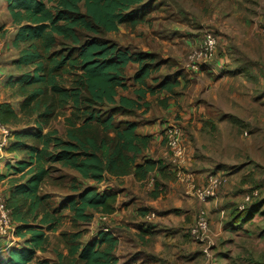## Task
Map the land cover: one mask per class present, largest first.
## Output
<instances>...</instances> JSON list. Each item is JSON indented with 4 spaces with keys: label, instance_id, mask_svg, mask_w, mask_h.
<instances>
[{
    "label": "trees",
    "instance_id": "1",
    "mask_svg": "<svg viewBox=\"0 0 264 264\" xmlns=\"http://www.w3.org/2000/svg\"><path fill=\"white\" fill-rule=\"evenodd\" d=\"M7 1L18 27L13 46L20 55L14 65L23 73L14 94L23 101L19 113L10 103L1 104L0 117L10 128L23 126L11 131L7 148L23 156L12 168L22 176L13 182L7 208L17 225L16 236L25 241L10 251L5 264H118L119 240L103 231L88 243L79 231L60 233L67 253H57L56 261L39 260L37 254L50 246L48 234L59 231L65 212L77 226L91 223L90 211H113L115 192L99 190L109 176L145 180L158 171L164 180L177 179L174 168L145 157L152 137L138 133V122L120 119L135 116L147 93L172 91L175 83L168 86L167 78L160 83L155 78L156 87L148 83L166 60L106 39L121 26L135 30L144 23L147 0ZM130 64L138 70L129 79ZM131 80L145 87L134 92L136 99L120 94ZM59 114L65 136L50 129ZM57 165L61 172L69 169L79 175L69 183L72 194L59 204L43 193L46 184H67L64 174L53 177Z\"/></svg>",
    "mask_w": 264,
    "mask_h": 264
},
{
    "label": "crops",
    "instance_id": "2",
    "mask_svg": "<svg viewBox=\"0 0 264 264\" xmlns=\"http://www.w3.org/2000/svg\"><path fill=\"white\" fill-rule=\"evenodd\" d=\"M250 3L251 0H147L145 9L149 13L144 23L135 30L121 26L118 32L108 34L119 33L114 36L115 40H110L130 48L132 52L155 54L175 62L167 69V63L164 64L148 81L156 87L167 78L168 86L175 83L172 91L157 89L154 94L147 93L140 101L144 106L137 110L135 116L120 118L138 122V133L152 137L145 157L161 160L173 167L162 133L175 119L183 123L189 142L182 179L167 181L154 171L145 180H137L133 175L121 178L109 176L108 181L99 185L100 191H114L116 194L113 211L106 214L105 226L119 240L115 252L118 264H264V142H256L252 147H244L239 142L236 149L243 150L241 165H233L236 168L232 170L229 167L222 170L220 162H225L220 156L221 146H217L216 141L222 136L231 138L239 133L233 123L215 119L217 115L219 119L223 117L218 110L221 108L214 109L211 105L216 104L221 92L225 94L222 84L228 81L218 83L213 76H219L223 70L228 72L226 70L232 67L224 60L220 61L225 64L217 66L212 72L189 73L184 67L188 54L197 48L206 32L222 34L221 28L226 31ZM17 32L8 1L0 0V105L10 103L19 113L23 98L14 94V86L18 85L23 73L14 65L20 55V51L13 46ZM222 46L227 47L224 43ZM132 69L135 74L138 65L130 64L126 74ZM218 71L221 73L218 74ZM134 74L127 78H132ZM155 78L159 79V83L154 82ZM237 86L235 89L240 91ZM139 90H145V87L140 88L131 80L128 90H121L120 94L136 99L134 92ZM249 93H253L251 86ZM240 96L239 104L242 101ZM247 99L250 114L257 112V98L250 95ZM256 121L249 122L256 124ZM11 128L14 131L21 129ZM205 140L209 145H204ZM228 147L225 145L224 148ZM22 157L21 153L10 151L0 157V181L5 187L7 199L13 190V182L22 176L14 175L12 170ZM216 157L218 163L213 161ZM214 172L224 174L228 181L216 199L203 204L211 222L209 258L203 254L205 245L194 243L188 230L202 206L195 196V188L204 187L209 175ZM255 188L261 193L259 199L245 212L238 211L244 194ZM43 193L52 196L55 192H47L43 188ZM97 232L92 233L87 241H82L90 242ZM24 241L22 239L21 244ZM15 247L18 246L9 239L0 238V264L8 261L10 251ZM49 250L50 246L45 252H38L39 260L56 261L57 253L56 258L41 256ZM61 252L67 253L66 250Z\"/></svg>",
    "mask_w": 264,
    "mask_h": 264
},
{
    "label": "rangeland",
    "instance_id": "3",
    "mask_svg": "<svg viewBox=\"0 0 264 264\" xmlns=\"http://www.w3.org/2000/svg\"><path fill=\"white\" fill-rule=\"evenodd\" d=\"M229 24L230 23L228 22V26ZM221 31L223 32L222 34H219L217 31H209L214 33L219 38L216 61L224 60L226 65L232 68L227 69L226 71L228 72H225V70H223L222 74H219L221 72L218 71L219 76H213V79H215L218 83L224 80L228 81V83L225 82L222 84L225 94L223 95V93L221 92L216 104L211 105V107L214 109L221 108L218 110L220 111V113H222L223 117L226 114V116L224 117L225 119H223V117L221 116L219 119L218 115L215 116L216 120L228 124H230L229 122H231L235 127H237L239 135H233L231 138H225L222 136L216 141L217 146H221L222 152L220 156L223 157V161L225 162H220L223 166L222 170H224V168L228 169V167L232 170L236 168V166L233 165H241L242 163L241 158L243 157H241V153L243 152V150L237 151L236 149V145L239 142H241L244 147H252L256 142H264V0H251V3L246 6V10L243 9L242 15H237L228 29L226 31H223V29L221 28ZM118 35L119 33L113 35L107 34L106 39L115 40L116 37L114 36ZM223 43L227 45V47L225 46L227 49L222 46ZM199 45L197 47H199ZM166 62V69L169 66L175 64V62H171V60H167ZM184 67L186 70V62ZM133 72V69L131 71H128L126 76L128 77L133 75ZM236 85L241 88L240 91H237L238 88L235 89ZM250 86L253 90L252 94L249 93ZM239 95H241L240 97L242 99L240 104L238 102ZM250 95L257 98L256 104L258 108L257 112H251V114L249 111V100L247 99L250 97ZM251 111H253V107ZM177 120L179 119H175L174 121ZM254 120H257L256 124L249 122H253ZM180 125L182 127L183 134L187 140V143H189L184 129L185 127H183V123H180ZM20 127L23 128V126H19V128ZM50 129L56 131L59 136H65L66 125L64 117H61V114H59L51 122ZM204 145L207 146L209 145V143L205 140ZM225 145H229L230 148L228 147L225 149ZM208 155L211 158V155ZM217 159L218 157H216V159H213V161L215 163H218L219 161ZM57 169L58 170L53 173V177H60L64 174V176L67 178V184L63 187L46 185L44 187V190L47 192L54 191L55 193L52 194L53 201L56 204H59L63 199L72 194L69 188V183H71L72 177H79V175L69 169H64L61 172V168L59 165H57ZM86 185H91V182H87ZM90 212L93 214V220L91 221V223H80L77 226L72 225L69 219V212H65L59 231L57 233H49V252L41 256L56 258V253H61V250L65 251L63 245L60 242V233L79 231L83 233V240L87 241V239L91 238L92 233H96V231L105 228V221L101 219L102 213H96L94 211ZM211 236L212 233L210 232V237L207 244H203L205 245L203 246L204 256H207L205 255L204 250L208 245L210 246ZM196 244L199 245V243ZM207 257H211L210 250L209 256Z\"/></svg>",
    "mask_w": 264,
    "mask_h": 264
},
{
    "label": "built area",
    "instance_id": "4",
    "mask_svg": "<svg viewBox=\"0 0 264 264\" xmlns=\"http://www.w3.org/2000/svg\"><path fill=\"white\" fill-rule=\"evenodd\" d=\"M219 38L212 32H206L204 38L196 49L190 52L186 60V70L192 73H200L203 70L209 72L214 71L217 66H222L225 63L216 61ZM12 129L1 121L0 117V157L3 156L11 141ZM163 140L171 154V162L174 170L177 173V179L183 178V167L187 161V140L183 134L182 127L178 121L169 123L163 129ZM227 177L224 174L217 172L211 173L208 177V182L204 187L195 188V196L198 202L202 205L195 217L193 225L190 227L189 237L196 243L207 244L210 232L211 223L207 210L203 204L216 199L220 190L227 183ZM259 189H252L244 194L243 200L238 204L239 211H245L248 206L255 200L259 199ZM7 195L5 187L0 181V238L9 239L16 246L21 245V240L16 236V223L13 221L11 211L7 208ZM107 216L101 214V219L106 221ZM103 232H110L106 227L101 229ZM210 246L205 248V255L209 256Z\"/></svg>",
    "mask_w": 264,
    "mask_h": 264
}]
</instances>
